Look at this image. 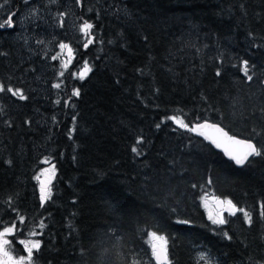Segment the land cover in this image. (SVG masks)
Returning a JSON list of instances; mask_svg holds the SVG:
<instances>
[{"label": "trees", "instance_id": "trees-1", "mask_svg": "<svg viewBox=\"0 0 264 264\" xmlns=\"http://www.w3.org/2000/svg\"><path fill=\"white\" fill-rule=\"evenodd\" d=\"M50 1L36 3L56 12L52 25L67 0ZM69 1L73 17L53 25L58 34L36 32L72 48L63 76L60 59L27 45L24 32L0 30V230L15 224L13 256H25L19 241L36 231L32 264H156L155 232L170 264H208L202 253L210 264H264V0ZM69 18L93 24L87 49L88 36L63 34ZM85 61L92 71L81 80ZM170 116L218 124L262 155L237 169ZM46 165L52 197L41 206L35 177ZM205 194L231 199L251 225L239 212L214 225Z\"/></svg>", "mask_w": 264, "mask_h": 264}, {"label": "snow or ice", "instance_id": "snow-or-ice-1", "mask_svg": "<svg viewBox=\"0 0 264 264\" xmlns=\"http://www.w3.org/2000/svg\"><path fill=\"white\" fill-rule=\"evenodd\" d=\"M25 3H28L29 0H24ZM77 3H80V0H76ZM9 0H3L2 3H0V9L4 8L5 4H8ZM15 16V12H12L8 15L6 19L3 20V22H0V29L7 28H13L15 27V23L13 22L12 17ZM63 17L64 13L60 14V23L61 27H63ZM93 28V24L89 23L87 20L84 21V23L80 26L81 33L85 34V36H88L89 38L86 40V43L84 44V48L87 49L89 45L93 44V38L90 37V30ZM37 43H43V41H37ZM59 48L61 51L67 49L69 55L72 53V48L66 44L61 42L59 44ZM0 55H4L2 51H0ZM59 58V55L53 56L52 60H57ZM242 73L244 76L247 77L249 81L252 80V76L248 73V61L244 60L242 62ZM67 63H62L61 68L67 69ZM92 71V68L89 66L88 62H84V67L80 71L78 78L83 80L86 75ZM60 76L64 75V71H61L59 73ZM216 75L220 76L221 72L219 69L216 71ZM54 88L59 89L61 87L60 83H56L52 85ZM7 92L11 93L13 96L18 97L20 100H26L27 96L24 95L23 91L19 88L13 89L12 87H8ZM5 92V87L3 84H0V93ZM80 90L74 89L72 91L73 97H79ZM57 104L60 103V101H56ZM65 106H68V101H65ZM75 119V118H74ZM169 120H172L176 125H178L180 128L187 129L188 131H198V135L202 136L205 140H207L210 144L215 146L217 149H221L224 154L232 161L235 162L238 166H243L245 163L249 160L250 157H260L262 155V151L260 148L257 147L256 144L252 142L250 139H238L234 135H229L227 131L224 130L223 127H220L218 124L215 123H209L207 121H204L203 123H197L193 127H189L187 123L184 122V120L178 118L177 116H170L168 117ZM165 123V121H161V123H158L156 125L157 128L161 127V124ZM143 143V138H138L136 141L137 146H133L131 151L137 155H140V151L138 150V145ZM44 163H49V161L45 160ZM8 163H11L9 161ZM55 171L54 165L50 168H45L41 171L40 175L36 176L35 179L39 182V192H40V203L41 206H43L48 200L52 197V174ZM41 176L44 177V179H41ZM211 183V180H209V184ZM193 187H196L193 185ZM202 202L205 208L209 209L208 211V219L217 226H223L229 223L228 219L225 218L224 213H228L229 217H234L237 215V213H242L244 217L245 223L251 225L252 218L251 214L248 211H245L243 208H239L237 204L233 203L231 199H221L216 196H212L209 198L207 194H205L204 197H202ZM262 216H264V212L261 213ZM179 224H186L191 226L192 221L183 219V220H177L176 221ZM20 223H24V217H20ZM45 227L43 221L40 223V228L43 229ZM16 226L13 224L12 226L3 227L2 230H0V264H32L33 261V251H39L41 248V240L39 239H28V240H20L19 243L24 245V249L27 253L26 256L21 255L19 258H16L12 254L11 250V241L7 239V237L14 233ZM38 234L36 231H32L29 233V236L35 237ZM224 237L226 239H232V237L228 234L227 231L224 233ZM151 238L154 240V243L152 244V254L155 257L156 264H170L168 259V250H167V239L164 236L157 235V233L152 232L150 233ZM200 260L207 261L208 264H210V261H208V258L205 254H201L199 257Z\"/></svg>", "mask_w": 264, "mask_h": 264}, {"label": "rangeland", "instance_id": "rangeland-1", "mask_svg": "<svg viewBox=\"0 0 264 264\" xmlns=\"http://www.w3.org/2000/svg\"><path fill=\"white\" fill-rule=\"evenodd\" d=\"M2 2H3V0H0V3H2ZM68 2H70V1L67 0L64 3V7L66 8V9H64V11H65L64 17H69V16L73 17V15L70 13L71 10H68L70 8ZM15 4L17 7L15 6ZM45 4L56 5V0H52V1L47 2ZM44 8L45 7H42V6L40 7V5L36 3V0H29L28 3H25L24 0H15V2L11 1V5H9V3L5 4L4 8L0 9V12L2 11V13H4V16L0 15V22H3V20L6 19L10 13L15 12V16H13V18H12L13 22L16 25L15 27H13L14 28L13 32L17 36L21 35L20 33L24 32V33H22V37L24 38L23 40L30 42L27 45L33 43L32 46H35L37 51L41 49V51L45 50L47 52H51V54H53V56L59 55L60 66L62 63H67V65H68L67 67H69L71 65V63L73 62L74 57H73L72 53L69 55L67 49L61 51V49L59 48V44L57 45L56 43L53 42V40H49V42L51 41L52 43L51 42L49 43L47 40L43 41V43H37V41H36V40L41 41L38 38V36L36 35L37 31H39L42 34V33H46V32H43V30H46L47 32H49L50 37H52L55 34L54 32H56V34H58V32L56 31V29L54 28L53 25H58L57 23H60V17L57 16L56 21L55 22L52 21V25H50L49 23L46 24V20H48V19L54 20L51 17L54 16L56 14V12H52V11H49L48 8H45V9ZM58 11L60 12L61 9H59ZM73 21H74L73 18H69V20L67 22L68 24L66 23L67 26L65 27L63 34L64 35L65 34L72 35L74 40H76L75 34H78L80 37L85 39L86 36H85V34L81 33L80 27H78V28H75L73 26L71 27V24L73 23ZM15 38H17V37L15 36ZM83 67H84V65L78 69V71L74 74V77L78 78V75H79L80 71L83 69ZM61 70L64 71L65 69L61 68ZM50 167L51 166L46 165L43 169L50 168ZM41 179H44V177L41 176ZM202 208H203V210L206 214V217L208 219L209 209L204 207L203 202H202ZM34 238L35 237L29 236L26 240L34 239ZM153 243H154L153 239H151V238L148 239L147 245H148L151 253H152V247L151 246ZM21 246L24 248V245L21 244ZM26 255H27V253L25 254V256ZM152 257L155 259L153 254H152ZM16 258H19V257H16Z\"/></svg>", "mask_w": 264, "mask_h": 264}, {"label": "water", "instance_id": "water-1", "mask_svg": "<svg viewBox=\"0 0 264 264\" xmlns=\"http://www.w3.org/2000/svg\"><path fill=\"white\" fill-rule=\"evenodd\" d=\"M0 30H2V29H0ZM200 123H203V122H200ZM210 123V122H209ZM195 124H197V123H195ZM195 124H192L191 125V127H193ZM191 133L193 134V135H195V136H197V137H199V138H201L214 152H216V153H218V154H220L221 155V157L225 160V161H228V162H230L231 164H232V166H234L235 168H237V169H240V168H242L243 166H245V165H243V166H238V165H236L235 164V162L234 161H232V160H230L225 154H224V152L221 150V149H217V148H215V146H213L212 144H210L207 140H205L202 136H200V135H198V131H191ZM239 139V138H238ZM252 157H250L249 158V160L251 159ZM248 160V161H249ZM247 161V162H248ZM246 162V163H247ZM245 163V164H246Z\"/></svg>", "mask_w": 264, "mask_h": 264}]
</instances>
